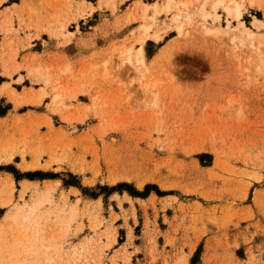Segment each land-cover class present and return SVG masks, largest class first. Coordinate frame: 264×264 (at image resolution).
<instances>
[{
    "label": "rangeland",
    "instance_id": "obj_1",
    "mask_svg": "<svg viewBox=\"0 0 264 264\" xmlns=\"http://www.w3.org/2000/svg\"><path fill=\"white\" fill-rule=\"evenodd\" d=\"M175 1L0 0V264H264V0Z\"/></svg>",
    "mask_w": 264,
    "mask_h": 264
},
{
    "label": "bare ground",
    "instance_id": "obj_2",
    "mask_svg": "<svg viewBox=\"0 0 264 264\" xmlns=\"http://www.w3.org/2000/svg\"><path fill=\"white\" fill-rule=\"evenodd\" d=\"M207 1L208 0H201V4H200V6L202 8V13H203V17L204 18L210 17L214 21L219 20L220 19V14L215 12V10L217 8L223 7V9H224V11L226 13V16H227V24H230V20L228 19V17H233L234 19H236L237 21L240 22V25H243V21L241 20L242 19V6H243V4L241 3V1H239V0H212L211 9L214 10V13H213V11L212 12L204 11L203 7L207 3ZM188 3H189L188 1H185V2H182L180 5H178V3L175 0H165L164 4L162 6H164V8H163L164 10H168L169 8H171V6H187ZM251 3H253V2L251 1ZM157 5L158 4L155 3L153 5V7H156ZM145 6H147V5H145ZM255 22H256V24L258 26L262 23L259 19H255ZM63 26L64 25H62V27ZM145 28H147V27H145ZM181 28H182L181 25L177 27L179 33H181ZM213 32H214V30H213ZM62 33H64V32H62ZM144 33H146V32L144 31L143 34ZM155 38L157 39V37H155ZM144 39L145 38H141V39H138V40L140 41V43L143 44V42L145 41ZM170 42H172V41H170ZM125 60H128L129 63H132V62L136 63L137 66H139L140 64L143 65L144 64V60H145V55L143 53L142 48L138 49V52H137V54H136L134 59H132L131 51L128 50L126 52ZM36 75H37L36 76L37 80L42 81L45 84L52 83V78L49 75V73L47 74L46 72H38V73H36ZM8 85L9 84L5 83L2 86L1 90H4L5 88H7ZM56 89L57 88H55L54 90H56ZM10 94H11V97H13L12 99H13V101L15 103V107H19L22 103L26 102V97H24V95L16 94L15 90L10 89ZM45 94H46V91L44 90V88H41V93L39 94L38 99L40 100ZM60 96H61V94L59 92L54 93L52 95V97H51V101L52 102H56L60 98ZM74 130H76V128H74ZM111 139L113 140L114 137H111ZM9 161H11V158H2V157H0V163H2V162L8 163ZM21 167L23 169H28L29 168L24 162L21 163ZM35 208H36L35 204L29 206V212L30 213L28 215H26L24 218H29L31 216L32 211H34Z\"/></svg>",
    "mask_w": 264,
    "mask_h": 264
},
{
    "label": "crops",
    "instance_id": "obj_3",
    "mask_svg": "<svg viewBox=\"0 0 264 264\" xmlns=\"http://www.w3.org/2000/svg\"><path fill=\"white\" fill-rule=\"evenodd\" d=\"M68 45H66V47H64V48H62V49H57V52L58 53H63V54H65L66 56H68L70 59H73L74 58V56H79V54L80 53H82L81 51H77V52H80V53H76L75 55H74V53H71V52H69V50H68ZM9 163V162H8ZM11 163V162H10Z\"/></svg>",
    "mask_w": 264,
    "mask_h": 264
},
{
    "label": "trees",
    "instance_id": "obj_4",
    "mask_svg": "<svg viewBox=\"0 0 264 264\" xmlns=\"http://www.w3.org/2000/svg\"><path fill=\"white\" fill-rule=\"evenodd\" d=\"M3 114H5V111L0 112V115H3Z\"/></svg>",
    "mask_w": 264,
    "mask_h": 264
}]
</instances>
